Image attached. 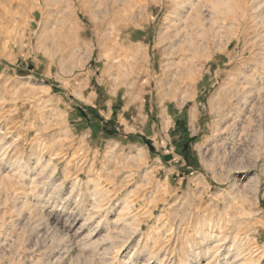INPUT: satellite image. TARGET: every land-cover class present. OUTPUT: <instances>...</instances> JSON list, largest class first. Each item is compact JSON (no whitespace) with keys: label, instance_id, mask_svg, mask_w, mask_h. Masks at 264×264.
I'll list each match as a JSON object with an SVG mask.
<instances>
[{"label":"rangeland","instance_id":"obj_1","mask_svg":"<svg viewBox=\"0 0 264 264\" xmlns=\"http://www.w3.org/2000/svg\"><path fill=\"white\" fill-rule=\"evenodd\" d=\"M263 38L264 0H0V264H264Z\"/></svg>","mask_w":264,"mask_h":264},{"label":"bare ground","instance_id":"obj_2","mask_svg":"<svg viewBox=\"0 0 264 264\" xmlns=\"http://www.w3.org/2000/svg\"><path fill=\"white\" fill-rule=\"evenodd\" d=\"M39 1H40V0H39ZM117 1H118V0H117ZM129 1H130V0H129ZM106 2H107V1H106ZM114 2H115V1H114ZM180 2H181V1H180ZM94 3H95V2H94ZM101 3H102V2H101ZM123 3H124V2H123ZM131 3H132V2H131ZM139 4H140V3H139ZM97 5H98V4H97ZM97 5H96V6H97ZM105 5H106V4H105ZM115 5H116V4H115ZM128 5H130V3H129ZM136 5H137V4H136ZM96 6H95V7H96ZM112 6H113V5H112ZM123 6H124V5H123ZM125 6H126V5H125ZM131 6H132V5H131ZM145 6H146V5H145ZM101 7H102V6H101ZM103 8H106V7H103ZM118 8H119V7H118ZM86 9H87V8H86ZM101 9H102V8H101ZM92 10H93V9H92ZM98 10H100V8H99ZM98 10H97V11H98ZM105 10H106V9H105ZM108 10H109V9H108ZM124 10H125V9H124ZM97 11H96V12H97ZM100 11H103V10H100ZM106 11H107V10H106ZM87 12H88V11H87ZM104 12H105V11H104ZM104 12H103V13H104ZM112 13H113V12H112ZM114 13H115V12H114ZM178 13H180V12H178ZM93 14H94V13H93ZM96 14H98V13H96ZM99 14H100V13H99ZM180 15H181V14H180ZM183 15H184V14H183ZM98 16H99V15H98ZM186 16H188V13H187ZM105 17H106V16H105ZM109 18H110V17H109ZM181 18H182V17H181ZM188 18H189V16L187 17V19H188ZM112 19H113V18H112ZM115 19H116V18H115ZM177 19L179 20V18H177ZM182 19H183V18H182ZM182 19H181L180 21H182ZM184 19H185V17H184ZM97 20H98V19H97ZM109 20H110V19H109ZM172 20H173V19H172ZM174 20H175V18H174ZM184 22H185V21H184ZM186 22H187V21H186ZM238 22H239V21H238ZM169 24H170V23H169ZM172 24L175 25V23H172ZM167 25H168V24H167ZM181 25H183V24H181ZM170 26H172V25H170ZM176 26H177V25H176ZM176 26H175V27H176ZM180 27H181V26H180ZM176 28H178V27H176ZM221 28H222V26H221ZM180 30L183 31V30H185V28H184V29H180ZM180 30H179V31H180ZM189 30H190V29H189ZM215 30H216V29H215ZM219 30H220V29H219ZM179 31H178V29H177V32H179ZM191 31H192V29H191ZM191 31H190V32H191ZM172 32H173V31H172ZM184 32H185V31H184ZM210 33H211V32H210ZM213 33H215V32L213 31ZM164 34H165V33H164ZM218 34H220V33H218ZM204 35H205V34H204ZM204 35H203V36H204ZM214 35H215V34H214ZM170 36H172V35H170ZM173 36H174V35H173ZM180 36H182V35H180ZM225 36H226V35H225ZM162 37H163V36H162ZM204 37H205V36H204ZM206 37H207V36H206ZM174 38H175V37H174ZM207 38H208V37H207ZM209 38H211V37H209ZM217 38H219V37H217ZM217 38H216V39H217ZM205 39H206V38H205ZM226 39H227V38H226ZM263 39H264V38H263ZM192 40H193V39H192ZM219 40H220V39H219ZM219 40H218V41H219ZM227 40H228V39H227ZM161 41H162V40H161ZM211 41H212V40H211ZM159 42H160V41H159ZM164 42H165V41H164ZM166 42H167V41H166ZM176 42H177V41H176ZM168 43H170V42H168ZM171 43H172V41H171ZM174 43H175V41H174ZM174 43H173V44H174ZM204 43H205V42H204ZM204 43H203V45H205ZM200 44H201V43H200ZM207 44H208V43H207ZM216 46H217V45H216ZM168 47H169V46H168ZM198 47H199V46H198ZM206 47H207V46H206ZM217 47H218V46H217ZM226 47H227V46H226ZM166 48H167V45H166ZM169 48H170V47H169ZM169 48H168V49H169ZM199 48H200V47H199ZM198 50H199V49H198ZM170 51H171V50H170ZM170 53H171V52H170ZM215 54H216V53H215ZM206 59H207V58H206ZM259 60H260V59H259ZM260 61H261V60H260ZM255 63H256V60H255ZM255 63H254V64H255ZM246 64H247V63H246ZM246 64H245V65H246ZM249 64H253V62H252V63H249ZM263 64H264V63H263ZM246 66H247V65H246ZM248 66H249V65H248ZM252 66H253V65H252ZM258 66H259V65H258ZM249 68H250V67H249ZM247 69H248V67H247ZM256 69H257V68H255V70H256ZM242 70H243V69H242ZM245 70H246V69H245ZM248 70H249V69H248ZM250 70H251V69H250ZM242 72H243V71H242ZM242 72H240V73H242ZM244 73H246V72L244 71ZM242 74H243V73H242ZM248 74H249V73H248ZM244 75H245V74H244ZM246 75H247V74H246ZM242 76H243V75H242ZM250 76H251V75H250ZM233 77H234V76H233ZM238 77H239V76H238ZM243 77H244V76H243ZM246 78H247V77H246ZM246 78H242V81H241V79L238 78V79L241 81V82H240V81L238 80V81H239V84H242L243 86H242V87H235V89H233V96H234V97H235V96H236V97H245V96L247 95L248 92H251V91H252V87L249 88V89H245L244 86H246V85H250V86L252 85V86H255V85L257 84V80H253V81H252V80L249 79V80H250V81H249V80L246 79ZM236 79H237V78H236ZM262 80H263V79H262ZM225 82H226V81H225ZM235 82H236V81H235ZM263 82H264V81H263ZM222 85H223V84H222ZM225 85H226V83H225ZM225 85H224V86H225ZM231 85H232V84H231ZM234 85H235V84H234ZM237 86H238V85H237ZM250 86H248V87H250ZM227 87H228V86H227ZM248 87H247V88H248ZM257 90H258V89H257ZM231 91H232V90H231ZM253 91H254V89H253ZM224 92H225V91H224ZM257 93H258V92H257ZM217 94H218V93H217ZM231 94H232V93H231ZM260 94H261V93H260ZM256 95H258V94H256ZM210 98H211V97H210ZM248 101H249V100H248ZM231 113H232V112H231ZM225 116H226V115H225ZM222 118H223V117H222ZM232 118H233V117H232ZM224 119H225V118H224ZM222 120H223V119H222ZM233 199H234V198H233ZM239 200H240V199H239ZM122 210H123V209H122ZM121 213H122V212H121ZM119 214H120V212H119ZM115 217H116V216H115ZM122 217H123V216H122ZM118 222H119V221H118ZM140 222H141V221H140ZM137 223H139V221H137ZM200 223H201V221H200ZM202 223H203V222H202ZM116 226H117V225H116ZM123 226H124V225H123ZM138 226H139V229L141 230V224H140V223L138 224ZM138 226H137V227H138ZM196 226H197V224H196ZM201 228H202V224H201ZM140 230H138V232H139ZM188 230H189V229H188ZM134 231L136 232V230H134ZM135 232H134V233H135ZM140 232H141V231H140ZM131 233H132V232H131ZM142 233H143V232H142ZM208 234H209V233H208ZM129 236H130V235H129ZM129 236H128V237H129ZM212 237H213V236H212ZM214 238H215V237H214ZM216 239H217V238H216ZM153 242H154V241H153ZM216 243H217V241H216ZM214 244H215V243H214ZM203 256H204V255H203ZM211 259H212V257H211ZM234 259H236V257H235ZM125 263H126V262H125ZM241 264H242V263H241Z\"/></svg>","mask_w":264,"mask_h":264},{"label":"trees","instance_id":"obj_3","mask_svg":"<svg viewBox=\"0 0 264 264\" xmlns=\"http://www.w3.org/2000/svg\"><path fill=\"white\" fill-rule=\"evenodd\" d=\"M102 130L105 132V134L106 135H109V136H114L115 134H114V132H111V131H109L108 129H106V128H102ZM193 140V138H189V141L188 142H186L184 145H183V148H190V142ZM142 141L145 143V144H147V145H149V148H150V142L147 140V139H145V138H142Z\"/></svg>","mask_w":264,"mask_h":264},{"label":"crops","instance_id":"obj_4","mask_svg":"<svg viewBox=\"0 0 264 264\" xmlns=\"http://www.w3.org/2000/svg\"><path fill=\"white\" fill-rule=\"evenodd\" d=\"M173 120H185L183 117H180V116H176L175 115V117H174V119ZM106 121V120H105ZM112 122H116V120H109V121H107V124L108 125H110ZM106 124V125H107ZM104 128H106L107 129V127L106 126H103ZM102 129V128H101Z\"/></svg>","mask_w":264,"mask_h":264}]
</instances>
